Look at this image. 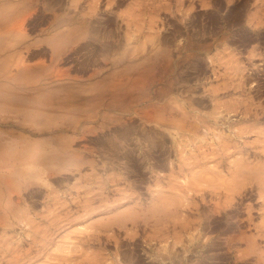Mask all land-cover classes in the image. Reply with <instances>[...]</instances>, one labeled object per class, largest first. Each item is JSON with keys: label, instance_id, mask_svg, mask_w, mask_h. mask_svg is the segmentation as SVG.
Masks as SVG:
<instances>
[{"label": "rangeland", "instance_id": "374dc122", "mask_svg": "<svg viewBox=\"0 0 264 264\" xmlns=\"http://www.w3.org/2000/svg\"><path fill=\"white\" fill-rule=\"evenodd\" d=\"M256 159L264 0H0V264H262Z\"/></svg>", "mask_w": 264, "mask_h": 264}, {"label": "bare ground", "instance_id": "6f19581e", "mask_svg": "<svg viewBox=\"0 0 264 264\" xmlns=\"http://www.w3.org/2000/svg\"><path fill=\"white\" fill-rule=\"evenodd\" d=\"M208 16H209V14H208ZM200 17V16H199ZM211 17H212V15H211ZM235 17V16H234ZM213 23V22H212ZM212 26V25H211ZM82 27V26H81ZM80 27V25H78V24H76V26H75V31L77 32L78 30H82V28ZM175 27H176V25H175ZM190 33V32H189ZM241 38V37H240ZM80 39V38H79ZM238 40V39H237ZM168 42V39L167 38H161V37H157V38H155V48L154 49H158V48H160V47H162L163 45H165L166 43ZM120 43L121 42H119V43H117V44H113V47H116V48H120L119 47V45H120ZM190 44V43H189ZM172 46H174V45H172ZM192 48V47H191ZM193 50V49H192ZM126 53V52H125ZM133 53V52H132ZM193 53V52H192ZM137 55H138V53L136 54V55H134V54H132V55H127V58H128V60H129V62L130 63H133V62H135L136 61V59L138 60V58L139 57H137ZM125 56H126V54H124V52L122 53L121 52V54H120V58L119 59H123V58H125ZM193 57V56H192ZM190 58V57H189ZM184 59V58H183ZM187 59V58H186ZM202 59L201 58H198V59H196V60H193V62H195V63H199L200 61H201ZM126 61V60H125ZM139 61V60H138ZM122 60H118V62H117V64L118 65H122ZM136 63V62H135ZM139 63V62H138ZM174 63V62H173ZM176 64H177V62H176ZM180 64V63H179ZM133 65V64H132ZM138 66H139V64H138ZM123 67V66H122ZM137 67V66H136ZM134 69V67L132 68V70ZM185 69V68H184ZM178 71V70H177ZM122 72H123V70H122ZM131 72V71H130ZM135 72V71H134ZM119 73V72H118ZM146 73V72H145ZM147 74V73H146ZM176 74H177V72H176ZM121 74L119 73L118 74V78L117 79H119V76H120ZM126 76V74H122V76ZM132 75L134 76V73H132ZM129 76H130V78L132 77L131 76V74L129 73ZM128 76V77H129ZM138 76V75H137ZM124 78V77H123ZM130 78H128V79H130ZM135 78V77H134ZM180 78V77H179ZM115 79V78H114ZM131 79H133V77L131 78ZM137 78H135V80H136ZM135 80L133 81V82H135ZM129 81V80H128ZM132 81V80H131ZM143 81V80H142ZM177 81V80H176ZM117 82H119V81H117ZM121 82V81H120ZM125 82V81H124ZM122 83H123V81H122ZM118 84V83H117ZM148 84V83H147ZM176 84V83H175ZM123 86V84H121L120 83V85L119 86ZM138 85V84H137ZM114 86V85H113ZM116 86V85H115ZM173 86H174V84H173ZM126 87V86H125ZM128 87V86H127ZM142 87H144V86H142ZM114 88V87H113ZM110 89V90H109ZM115 89V88H114ZM114 89H112V87L111 88H107V90H109L110 92H114ZM121 89V88H120ZM116 90V89H115ZM123 90V89H122ZM106 91V90H105ZM119 91V90H118ZM132 92L134 91H136V88H135V90H131ZM103 92V91H102ZM123 92V91H122ZM105 93V92H104ZM116 93H118L117 92V90H116ZM178 98V97H177ZM190 98V97H189ZM160 100V99H159ZM168 101V100H167ZM174 102V101H173ZM149 103V102H148ZM177 103V102H176ZM170 104V103H169ZM172 105V104H171ZM159 106V105H158ZM190 107V106H189ZM135 108V107H134ZM192 109V108H191ZM148 110V109H147ZM149 112V111H148ZM178 112H180V111H178ZM189 112V111H188ZM191 112V111H190ZM173 113V112H172ZM176 114V113H175ZM149 115V114H148ZM196 116V115H195ZM197 116H199V115H197ZM196 116V117H197ZM192 117V116H191ZM200 117V116H199ZM190 119V118H189ZM188 119V120H189ZM171 121V120H170ZM176 121V120H175ZM187 124V123H186ZM174 126H176V125H174ZM178 126V125H177ZM177 132V131H176ZM175 132V133H176ZM172 133V132H171ZM167 134V133H166ZM177 134V133H176ZM175 135V134H174ZM181 135V134H180ZM239 135V134H238ZM173 139V138H172ZM148 142H149V145L151 146L150 148H149V151H150V153H151V148H153L152 147V145H153V141L151 140V139H149L148 140ZM217 142V141H216ZM134 148L135 147H133V146H131V143L128 145L127 144V146H126V148H125V151L122 153V156L123 157H125L124 158V162H132V165H133V167L134 168H138L139 166H140V162H138V159L136 158L137 156H136V154H135V151H134ZM242 162H244V163H246L247 165H249L250 166V162L247 160H243ZM131 164V163H130ZM251 165H253L252 167L254 168V169H251V168H248V166H244V168H239V170H237V171H232V173H235V174H237V173H239V172H241V173H243L244 174V178H249V177H247V176H249L250 174V171L251 170H256V171H258V172H264V160H259V159H256V163H254V164H251ZM231 167V166H230ZM134 168H133V170H134ZM232 169H233V167H231ZM231 168H229V171H231ZM249 174V175H248ZM252 174V173H251ZM257 175V174H256ZM259 175V174H258ZM234 176V175H233ZM260 177V176H259ZM259 177H257L256 179L258 180V182H259V185H260V187H259V194H261V193H264V180H262V179H260ZM263 178V177H262ZM173 192V191H172ZM167 194V193H166ZM230 194L231 193H227V197L228 196H230ZM174 196H176V194L174 195ZM177 197V196H176ZM165 199H167V200H170L169 198H166V196H164V195H159L157 198H155L154 197V199H153V203H152V207H149V208H141L140 210L142 211V215H144V216H150V218H153V220L154 221H158V220H160V218H161V216H162V214L161 213H164L165 211L163 210V208H161L160 206H158L157 205V203L158 202H160V201H163V200H165ZM178 202H179V199H178ZM232 204V203H231ZM211 212H214V210H212ZM216 212V211H215ZM119 214V213H118ZM213 214V213H212ZM140 215V214H139ZM138 214H137V212L136 213H133V212H131V211H128V212H123V213H121L120 215H118L119 217H115V220H121L122 222L124 221L123 219L124 218H127V219H136V218H138V216H139ZM214 216V215H213ZM164 219V218H163ZM213 226V224H212V222H210V224H209V228H211ZM252 239V240H251ZM250 240L248 239L247 241H248V246H249V248L247 249V250H244L243 252H241V253H238V252H236V251H234V255L231 257V258H233L234 259V262H235V260H236V262L237 261H242V260H246L248 257H250L251 255H253V254H255V256H256V258H254V259H256V261L257 262H261L262 264H264V255H262V252H259L258 251V249H260V246L258 245V243H257V239L255 238H251ZM203 245L205 246V245H208V243L207 242H204L203 243ZM214 245V247L216 246V244H213ZM215 249H217V248H215ZM133 250H134V248H133ZM183 254V253H182ZM184 256V255H183ZM254 256V255H253ZM125 257L126 258H128L129 260H131V262H135L136 260H135V258H136V256H135V253L134 252H129L127 255H125ZM182 257V256H181ZM180 258V257H179ZM185 258V257H184ZM214 258H215V261H214V264H217L218 263V258H216L215 256H214ZM180 259H182V258H180ZM139 260V259H138ZM142 260V259H141ZM136 264H142V263H140L139 261L137 262H135ZM134 263V264H135ZM145 263V262H144ZM84 264H87V263H84ZM157 264V263H156ZM159 264H161V263H159ZM166 264V263H165ZM173 264H174V261H173ZM198 264H206L204 261L203 262H198ZM243 264V263H242ZM252 264V263H251Z\"/></svg>", "mask_w": 264, "mask_h": 264}]
</instances>
